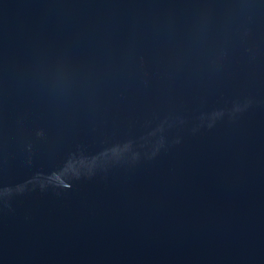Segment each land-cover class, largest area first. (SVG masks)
I'll return each mask as SVG.
<instances>
[{
	"label": "water",
	"instance_id": "obj_1",
	"mask_svg": "<svg viewBox=\"0 0 264 264\" xmlns=\"http://www.w3.org/2000/svg\"><path fill=\"white\" fill-rule=\"evenodd\" d=\"M0 264H264V0H0Z\"/></svg>",
	"mask_w": 264,
	"mask_h": 264
}]
</instances>
